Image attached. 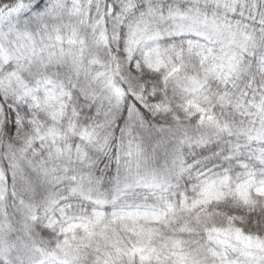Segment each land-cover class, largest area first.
Returning a JSON list of instances; mask_svg holds the SVG:
<instances>
[{"label": "clouds", "instance_id": "clouds-1", "mask_svg": "<svg viewBox=\"0 0 264 264\" xmlns=\"http://www.w3.org/2000/svg\"><path fill=\"white\" fill-rule=\"evenodd\" d=\"M0 264H264V0H0Z\"/></svg>", "mask_w": 264, "mask_h": 264}]
</instances>
